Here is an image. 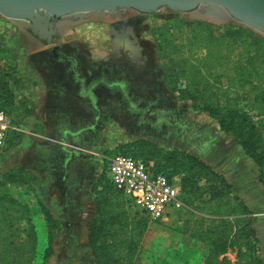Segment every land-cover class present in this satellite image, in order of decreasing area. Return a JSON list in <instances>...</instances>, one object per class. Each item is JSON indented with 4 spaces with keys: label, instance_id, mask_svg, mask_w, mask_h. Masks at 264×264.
<instances>
[{
    "label": "rangeland",
    "instance_id": "374dc122",
    "mask_svg": "<svg viewBox=\"0 0 264 264\" xmlns=\"http://www.w3.org/2000/svg\"><path fill=\"white\" fill-rule=\"evenodd\" d=\"M176 20L196 21L166 8L150 14L90 13L61 28L60 56H54L48 46H30L14 24L0 18V68L10 74V88L23 106L12 115L20 131L10 133L0 177L20 171L31 181L29 187L11 185L3 192L31 210L38 236L34 264L91 263L87 230L94 212L93 187L104 170L102 157L118 150L137 152L135 142L141 140L192 155L235 184L238 196L253 210L245 219L256 232L264 264V184L256 181L251 159H241L235 139L220 132L197 103L180 98L174 87L159 46L169 35L160 37L157 29ZM258 85L241 101L249 113L264 108L258 96L264 82ZM41 205L56 222L46 261ZM195 216L184 207L161 221H149L135 264L174 263L173 254L192 244L178 231L181 221ZM200 249L202 254L206 250ZM226 257L234 261L235 255L228 252ZM195 262L202 264L201 256Z\"/></svg>",
    "mask_w": 264,
    "mask_h": 264
},
{
    "label": "trees",
    "instance_id": "16d2710c",
    "mask_svg": "<svg viewBox=\"0 0 264 264\" xmlns=\"http://www.w3.org/2000/svg\"><path fill=\"white\" fill-rule=\"evenodd\" d=\"M157 32L160 37L169 35L159 46L166 54L180 98L197 103L216 121L220 132L235 139L257 167L258 182L264 184V136L241 105L242 99L264 82L263 39L242 25L214 26L188 20L162 25ZM9 77L0 71V111L12 116L23 106L14 97ZM260 95L264 105V92ZM135 146L134 157L152 162L155 173H163L169 180L178 178L180 199L196 215L183 219L178 231L206 249L203 264H263L256 232L245 219L252 212L234 195L233 186L222 174L179 150H164L144 140ZM30 184L20 171L0 177V264H34L38 236L31 210L3 192L11 185L24 188ZM93 194L94 212L87 230L90 264H135L148 232V218L128 197L114 190L104 172ZM40 214L47 224L46 261L56 222L43 205ZM21 222L27 228L20 229ZM228 252L235 255L234 261L226 257Z\"/></svg>",
    "mask_w": 264,
    "mask_h": 264
},
{
    "label": "water",
    "instance_id": "95a60500",
    "mask_svg": "<svg viewBox=\"0 0 264 264\" xmlns=\"http://www.w3.org/2000/svg\"><path fill=\"white\" fill-rule=\"evenodd\" d=\"M160 8L185 14L196 21L235 23L264 36V0H0V16L16 26L21 22L39 21V11L82 20L96 12L111 14L118 9H133L150 14ZM192 12L203 16L194 17L190 15ZM208 16L216 21L204 18Z\"/></svg>",
    "mask_w": 264,
    "mask_h": 264
},
{
    "label": "built area",
    "instance_id": "2783aa9c",
    "mask_svg": "<svg viewBox=\"0 0 264 264\" xmlns=\"http://www.w3.org/2000/svg\"><path fill=\"white\" fill-rule=\"evenodd\" d=\"M250 119L262 130L264 136V108L260 113H250ZM13 120V116L0 111V158L7 147L10 133L20 131L14 126ZM102 158L103 172L108 183L114 190L128 197L136 208L145 213L150 222L161 221L170 211H178L184 207L180 199L178 178L169 180L163 173H155L152 162L135 158L132 152L126 150H118L115 154Z\"/></svg>",
    "mask_w": 264,
    "mask_h": 264
},
{
    "label": "flooded vegetation",
    "instance_id": "af4514ba",
    "mask_svg": "<svg viewBox=\"0 0 264 264\" xmlns=\"http://www.w3.org/2000/svg\"><path fill=\"white\" fill-rule=\"evenodd\" d=\"M128 10L133 9H118L112 15H120ZM139 13V12H138ZM39 21L35 23L21 22L20 26L12 25L13 29L20 30L25 37L27 43L32 47H46L48 53L51 55L60 56L59 41L62 33V27L69 22H76L78 19L71 16L56 17L45 13L44 11L38 12ZM70 64V60H66Z\"/></svg>",
    "mask_w": 264,
    "mask_h": 264
},
{
    "label": "crops",
    "instance_id": "0c3cea01",
    "mask_svg": "<svg viewBox=\"0 0 264 264\" xmlns=\"http://www.w3.org/2000/svg\"><path fill=\"white\" fill-rule=\"evenodd\" d=\"M14 94V93H13ZM14 97H15V99L17 100V101H19L18 100V98H16V96H15V94H14ZM44 102H46V100H44ZM33 114V113H32ZM31 114V115H32ZM29 131H32V133H33V130H29ZM31 133V132H30ZM10 137V136H9ZM9 139V138H8ZM235 146V145H234ZM238 148L240 149V151H242V149H241V147L238 145ZM236 150V149H235ZM242 154V160H243V162H247V161H249V160H247V159H249V158H247V156H245V154L243 153V151L241 152ZM252 161V160H251ZM249 163H251V165H253L255 168H256V175H255V177H256V181L258 182V169H257V167L255 166V164L253 163V161L252 162H249ZM222 172H220V174H221ZM224 178L233 186V190H234V195H236L237 197H239L240 198V196H238L239 194H237V190H236V187H235V184L229 179H227V177L224 175ZM93 199H94V196H93ZM241 199V198H240ZM247 205V204H246ZM249 207V206H248ZM249 210L250 211H253L251 208H249ZM252 226V225H251ZM253 228V227H252ZM254 229V228H253ZM191 241V246H189V247H186V248H184L183 249V252L181 253V254H173V259H172V261H174V263H170L169 262V264H198L197 262H195V258L197 257V256H201V262H202V264H203V261H202V256H203V254H202V250L200 249V244L199 243H197V244H193V240H190ZM173 245V244H172ZM178 255V256H177ZM183 261L185 262V263H183ZM166 263V262H165Z\"/></svg>",
    "mask_w": 264,
    "mask_h": 264
},
{
    "label": "bare ground",
    "instance_id": "6f19581e",
    "mask_svg": "<svg viewBox=\"0 0 264 264\" xmlns=\"http://www.w3.org/2000/svg\"><path fill=\"white\" fill-rule=\"evenodd\" d=\"M103 13H107V12H103ZM190 15H192L194 17H201V16H203V15H200L198 12H192V14H190ZM204 18H210V19H213L214 21H216V19H214V17H212V16H208V17H204ZM210 19H208V20H210Z\"/></svg>",
    "mask_w": 264,
    "mask_h": 264
}]
</instances>
